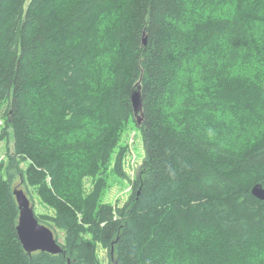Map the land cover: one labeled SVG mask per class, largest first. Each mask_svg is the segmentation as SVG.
Wrapping results in <instances>:
<instances>
[{"label": "trees", "instance_id": "1", "mask_svg": "<svg viewBox=\"0 0 264 264\" xmlns=\"http://www.w3.org/2000/svg\"><path fill=\"white\" fill-rule=\"evenodd\" d=\"M226 113L242 149L211 138ZM0 120V264H264V0H0ZM131 120L144 160L112 204ZM16 180L63 253L25 251Z\"/></svg>", "mask_w": 264, "mask_h": 264}, {"label": "rangeland", "instance_id": "2", "mask_svg": "<svg viewBox=\"0 0 264 264\" xmlns=\"http://www.w3.org/2000/svg\"><path fill=\"white\" fill-rule=\"evenodd\" d=\"M236 76V75H233ZM98 87L97 83H95V89ZM227 114V113H226ZM236 119L230 113L227 114L226 120L224 119V125L219 124L220 131L216 136H212L211 138L215 139L219 144H223L226 148L230 149H242L245 146L246 141H243L247 136H250L252 132L254 133V129H251V125H244L241 128V124H237ZM264 121V120H262ZM257 122L259 124L264 125V122ZM245 127V128H244ZM262 127V126H261ZM3 129V123L0 120V132ZM246 129V130H245ZM245 130V131H244ZM244 134L245 136L240 137V135ZM240 137V138H239ZM10 143L8 144L6 141H0V162L5 163L7 161V151L13 149L12 141L13 138L10 137ZM120 144L122 146L128 145L129 153H127L126 161H125V172L127 176L125 178H119L113 172L109 174L108 187L104 194V201L112 204H120L122 205L128 199L131 193V182L134 179L138 169L143 163L144 160V146H143V137L141 129L138 127L137 123L134 120H131L126 128ZM88 190L91 185V180H88ZM14 189L20 188L25 191V193L30 198L32 204L34 205L35 213L37 214H45L51 213L50 206L44 202L41 198L38 190L36 188L30 187L26 185L24 182L21 183L19 180H16L13 184ZM62 234H59V237ZM62 241V239H60ZM101 258L108 262L106 251L102 248L99 250ZM264 260V255L260 256Z\"/></svg>", "mask_w": 264, "mask_h": 264}, {"label": "water", "instance_id": "3", "mask_svg": "<svg viewBox=\"0 0 264 264\" xmlns=\"http://www.w3.org/2000/svg\"><path fill=\"white\" fill-rule=\"evenodd\" d=\"M146 41V40H145ZM132 105L138 125L144 121V106L142 95V84L138 82L132 92ZM252 193L264 201V184L258 183ZM14 195L20 209L17 232L19 239L28 253L36 251L48 252L51 254L63 253V247L56 238L54 230L37 218L34 205L23 189L15 188Z\"/></svg>", "mask_w": 264, "mask_h": 264}]
</instances>
